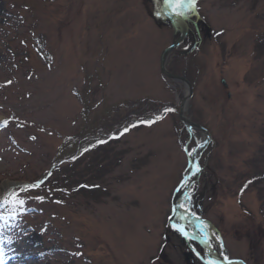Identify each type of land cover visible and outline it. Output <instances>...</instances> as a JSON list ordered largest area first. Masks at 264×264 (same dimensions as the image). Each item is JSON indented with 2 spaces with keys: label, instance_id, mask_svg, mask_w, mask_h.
Returning <instances> with one entry per match:
<instances>
[{
  "label": "rangeland",
  "instance_id": "rangeland-1",
  "mask_svg": "<svg viewBox=\"0 0 264 264\" xmlns=\"http://www.w3.org/2000/svg\"><path fill=\"white\" fill-rule=\"evenodd\" d=\"M162 4L0 0V264H264V0H197L183 18L165 69L191 95L161 74L181 36ZM192 149L175 222L197 237L206 222L211 247L169 225Z\"/></svg>",
  "mask_w": 264,
  "mask_h": 264
},
{
  "label": "snow or ice",
  "instance_id": "snow-or-ice-1",
  "mask_svg": "<svg viewBox=\"0 0 264 264\" xmlns=\"http://www.w3.org/2000/svg\"><path fill=\"white\" fill-rule=\"evenodd\" d=\"M162 2L164 5V11H163L164 15L175 16V17H179V18H184V17L188 16L192 11L195 10V8L197 6V0H162ZM6 83L10 85L12 83V81L8 80ZM172 112H175L174 107H166L164 109L165 115H167L168 113H172ZM163 118H164L163 115H156L155 117H152L149 119L140 120V123L150 126L151 124H153V123H155L158 120H161ZM3 124L6 126L8 124V121L7 120L3 121ZM136 126H137V124L131 125V127H136ZM127 131H129V128L125 127L122 131L119 132L118 135L114 134L113 136L110 137V139H118L119 136L124 135ZM32 139H35V137H32ZM106 142L107 141H105V140L97 141L98 144H102V143H106ZM200 146L202 147L203 145H200ZM93 147H95V145H93ZM84 151L85 152L89 151V149L86 148ZM194 151H195V149H192L191 151L188 152V155L191 156ZM73 159H75V157H73ZM200 171H201V169H200L199 164H195L193 174L195 175V174L199 173ZM51 175H52V173L49 172V173H47L45 178L40 179V180L36 181L35 183L24 185L20 189V194L27 193L31 190L40 188L45 183L47 178L50 177ZM250 183H252V181H248L244 185V188H247L248 184H250ZM187 184H188V180H187V178H185V180L182 182V187L187 186ZM243 190L244 189H241L242 193H243ZM34 199L43 202L45 197L41 195V196L34 197ZM190 199H191L190 195L185 196V200L190 201ZM61 202L62 201H56V203H61ZM3 204L4 205L10 204L13 209L18 207L21 210H23L24 206L26 204V201H25V199H21L15 191H9L7 193V196L4 198ZM179 207L184 209L186 212L190 211L185 206V204H183V203H181L179 205ZM173 211L175 212V209H173ZM190 214L192 216H195L194 213H190ZM11 215L15 216V212L13 211L11 213ZM0 219H4V217L0 216ZM196 219L199 220V217H196ZM197 227H198V230L200 233L199 237L188 232L184 225H180V226L176 227V231L180 232L183 236H185L188 239H200L203 244H205L209 247H211V240L213 237H215V239L217 241L220 240V237L216 233H214V232L211 234L209 233V231H208L209 225L206 222L199 220V224L197 225ZM78 254L79 253H76V255H78ZM0 255H2V253H0ZM198 255H199V253H198ZM224 261H226V264H232L231 259L227 255H224ZM207 264H218V261L209 259L207 261Z\"/></svg>",
  "mask_w": 264,
  "mask_h": 264
},
{
  "label": "water",
  "instance_id": "water-1",
  "mask_svg": "<svg viewBox=\"0 0 264 264\" xmlns=\"http://www.w3.org/2000/svg\"><path fill=\"white\" fill-rule=\"evenodd\" d=\"M164 11V5L162 4V13ZM164 15V14H163ZM169 21L171 22H179L180 24L182 23V25H184V28L186 31H184L181 36H180V39L176 42H174L172 45H170L166 50H164L160 56V70H161V74L168 78V79H171L173 81H179L181 83H183L185 86H187L188 90H189V93L191 95V87L189 85V83L182 77H179V76H174L170 73L167 72V70L165 69V58L167 56V54L173 50L175 47H177L179 45V41H181L184 36L186 35L187 33V25H185V22L183 20V18H179V17H175V16H168V15H164ZM189 98V96H187V99ZM179 113H180V121L182 124H185L184 122L188 123L189 128H192V127H195L192 123H190L187 119L184 118L183 116V104H181L180 106V109H179ZM187 125V124H186ZM196 128V127H195ZM198 130H201L202 132H204V134L206 135V140L205 142L203 143V145H207L208 142L210 141V136L208 135V133L205 131V129L201 128V127H197ZM199 152H194L193 154V158L189 161V174L186 176V177H183V180L180 182V184L178 185V187L176 188L175 192H174V195L173 197H178V192L180 190V188L182 187V182L185 180V178H189V177H193L195 176L193 173H194V165L197 164V156H198ZM180 198V196L178 197ZM180 199L177 200V201H174L173 199V202H172V212H171V215L169 217V225L176 231V227H178L177 224L174 223L173 219L175 217V214L177 212L180 211ZM173 209H175V212L173 211ZM178 232V231H176ZM184 239H188L186 238L185 236H183L180 232H178ZM190 240H195V239H190ZM209 248V247H208ZM211 259L209 256H208V260ZM218 264H226V261H222V262H218ZM232 264H242L241 262L239 261H232Z\"/></svg>",
  "mask_w": 264,
  "mask_h": 264
},
{
  "label": "bare ground",
  "instance_id": "bare-ground-1",
  "mask_svg": "<svg viewBox=\"0 0 264 264\" xmlns=\"http://www.w3.org/2000/svg\"><path fill=\"white\" fill-rule=\"evenodd\" d=\"M169 21V20H168ZM169 22H171V21H169ZM176 23H178L177 21H176ZM176 23H174L173 22V24H176ZM179 25H181V29H180V35L184 32V31H186L185 30V28H184V25H182V23L181 24H179ZM185 25H186V22H185ZM188 29H189V27L187 26V32H188ZM176 82H179V81H176ZM181 85H183V86H185L183 83H181V82H179ZM187 101V97H184L183 98V100H182V103L181 104H183V116H184V118L185 119H187L186 117H185V106H186V102ZM185 124H183V125H185L186 127H189V125H188V123H186V122H184ZM187 124V125H186ZM191 129V128H190ZM198 131V130H197ZM193 158V157H192ZM189 174V171L187 172V174L184 176V177H186L187 175ZM178 197H179V194L177 195ZM178 197H173V199H174V201H177V200H179L180 198H178ZM178 215V214H177ZM176 215V216H177ZM175 216V217H176ZM175 217H174V219L173 220H175ZM28 243H30V241L28 242ZM213 258L215 259V260H217L218 262H222V260H219L218 258H217V253H215V252H213V250H212V252H211V260H213Z\"/></svg>",
  "mask_w": 264,
  "mask_h": 264
}]
</instances>
